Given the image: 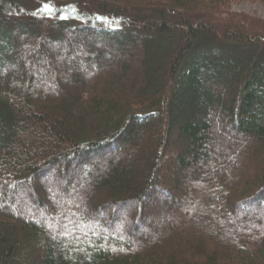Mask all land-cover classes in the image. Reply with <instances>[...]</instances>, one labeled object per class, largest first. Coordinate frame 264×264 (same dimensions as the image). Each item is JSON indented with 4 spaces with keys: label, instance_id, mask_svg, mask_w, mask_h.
<instances>
[{
    "label": "trees",
    "instance_id": "trees-1",
    "mask_svg": "<svg viewBox=\"0 0 264 264\" xmlns=\"http://www.w3.org/2000/svg\"><path fill=\"white\" fill-rule=\"evenodd\" d=\"M231 1L0 0V264H264V18ZM110 144L138 159L78 206ZM43 176L65 180L51 202ZM146 200L173 220L137 237L114 216Z\"/></svg>",
    "mask_w": 264,
    "mask_h": 264
},
{
    "label": "rangeland",
    "instance_id": "rangeland-1",
    "mask_svg": "<svg viewBox=\"0 0 264 264\" xmlns=\"http://www.w3.org/2000/svg\"><path fill=\"white\" fill-rule=\"evenodd\" d=\"M229 6H230L231 11L238 12V13H244V14L252 16V17H259L262 19L264 18V1H262V0H232L230 2ZM27 61H29V60L27 59ZM10 70H11V67H9V66L6 67L4 69V74H9ZM217 132H218V134H221V135H230V137H232L233 139L236 138L235 133L231 132L230 130L225 131V130L220 128L217 130ZM131 150L132 151L134 150L133 146H131ZM169 151L173 155V153H174V151H176V149L174 147L172 148V146H171L169 148ZM112 157H113V160H115L117 163H121L122 165H126V166L132 165L133 160L138 159V156H136V155L132 157V153L129 152L127 150V148L125 149V148L117 147V146H114L111 144L109 146H107L106 148H104L103 152L101 149L96 150L94 153H91L90 155H88L87 159H83V158L80 159V161L82 163L84 162L87 165H83L81 167V169H78L76 171V174H75L76 178L74 180V183L72 184V187L79 190L80 204H78V206H82L86 202V200L89 196L88 193H83V191L80 188L84 187L87 190L92 189L95 180L98 178V176H97L98 174H96L97 172L95 171V169H97V168L99 169V168L107 165L108 160ZM222 163L224 165H227V164L229 165L230 163H236V162L234 161V156L230 155L229 158L227 160H224ZM234 165L237 166L234 169V172H236V174H238L239 173V171H238L239 165H238V163L234 164ZM163 168H165L164 165L160 168V171L158 172V177H157L158 179H162V181H164V180H166V178H168L167 174H165V172L162 171ZM92 170H94V172H92ZM89 171H91V173ZM227 174L230 178V172ZM82 178H83V180H82ZM54 180H55V178L48 179V178L43 176V177L36 179L35 183H34L35 186L37 187L39 193L42 194L46 198V200L49 202H51L50 198L53 194L54 195H60L61 190L64 189L63 183H65V180H55V181ZM166 182L168 184H170V187H171L170 181L168 182L166 180ZM198 182L199 181L195 182L196 187L198 185ZM35 186H34V188H35ZM171 193H173V192H171ZM158 194L159 193L157 191L151 192L152 196H155V195L158 196ZM178 194L179 193L174 192V195L172 198H170L171 195L168 196V198L166 197V199L160 198V203L162 201L169 203L172 201L173 198L178 197ZM22 201L24 202V205L30 206V202L27 199H25V197H24V199H22ZM150 202H151V200H150ZM150 202H149V200L148 201L146 200L144 205H142L143 207H141V208L144 212L138 221H133L134 218L132 217V213L134 212L135 208H132V207H135L136 205L132 206L131 204H129L128 207H126L127 208L126 210H121L122 215H116L114 217L116 219L123 218L125 220V223L122 226L125 229V231L128 230L127 232L131 233V235H135L137 237L151 236L154 231L157 230V232H159L160 230L164 229V220L166 222L173 220V216H172L173 211L170 212V214L167 216V219H165V218L162 219V215H161L162 211L164 210L163 211L164 213L168 212L167 209H168V207H170V205L158 206L157 203H155V207L154 206L149 207ZM196 202H198V199ZM205 202L206 201L201 202L202 205ZM261 205L264 208V204H261ZM161 208H163V209H161ZM34 209H35V207H34ZM121 209H125V207L121 206ZM241 209L242 210L243 209L244 210H255L256 208H255V206H250V208L247 209V208H244L242 206ZM118 211H119V209H116V210L114 209L113 213L117 214ZM256 211H258V209H256ZM150 216H151V218H150ZM238 216H239V218H242L243 215L239 214ZM101 217L103 219H105V216L103 214ZM262 218H261L262 219L261 223L264 222V216H262ZM113 224L114 223H112V227L110 226L108 228L109 230H112L113 228H115L116 224H114V225ZM129 226H131V227L137 226V228L135 230H132L133 228L130 227L131 228V230H130ZM128 239H129V237H128Z\"/></svg>",
    "mask_w": 264,
    "mask_h": 264
},
{
    "label": "snow or ice",
    "instance_id": "snow-or-ice-1",
    "mask_svg": "<svg viewBox=\"0 0 264 264\" xmlns=\"http://www.w3.org/2000/svg\"><path fill=\"white\" fill-rule=\"evenodd\" d=\"M40 11L52 12V11H55V8L51 3H46L43 5V7H42V9H40Z\"/></svg>",
    "mask_w": 264,
    "mask_h": 264
}]
</instances>
